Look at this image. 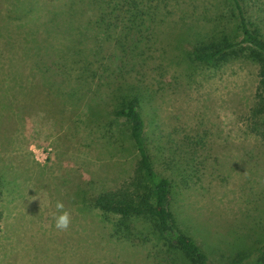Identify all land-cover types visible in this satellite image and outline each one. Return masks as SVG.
Instances as JSON below:
<instances>
[{"label":"rangeland","instance_id":"obj_1","mask_svg":"<svg viewBox=\"0 0 264 264\" xmlns=\"http://www.w3.org/2000/svg\"><path fill=\"white\" fill-rule=\"evenodd\" d=\"M115 1L107 16L93 0H73L80 20L66 29L68 17L51 11L69 0H0V264H155L154 241L139 255L141 246L111 238L110 223L78 194L79 184L88 196L129 175L136 150L112 109L135 94L155 169L169 173L167 148L190 151L191 159L176 157L174 166L191 163L186 179L175 171L170 178L186 210L183 228L203 249L198 224L215 235L231 222L264 220V141L246 128L256 65L234 60L214 68L189 56L210 37L239 38L232 1ZM247 2L264 34V0ZM29 29L64 46L48 54L65 59V80L47 54L37 58L49 79L33 87L27 64H7H20V53L32 56L33 43L22 44ZM61 211L69 213L66 230L54 227Z\"/></svg>","mask_w":264,"mask_h":264},{"label":"trees","instance_id":"obj_2","mask_svg":"<svg viewBox=\"0 0 264 264\" xmlns=\"http://www.w3.org/2000/svg\"><path fill=\"white\" fill-rule=\"evenodd\" d=\"M110 1L93 0L99 5V9L106 10L107 16L110 15ZM127 1L124 0L122 4ZM134 1L131 0L129 3L133 4ZM231 1L236 9L231 12L235 17V30L239 38L235 39L234 36L230 37L225 34L221 37H210L208 41H200L192 45L189 56L193 62L214 68L234 60L253 62L256 65L254 102L248 110L246 128L264 141V34L251 19V10L247 8L249 5L245 6L248 4L247 0ZM72 5L73 0H69V4L64 5L65 10L62 8L59 9V12L55 11L56 9L51 11L54 17L57 15L68 17L66 29L72 28L69 23H72L73 19L80 20L77 10H82L81 7H77V9ZM119 9L121 10V6ZM27 35L29 37L25 36L22 44L33 43V51L30 49L31 45L28 47V51L33 52L32 56L28 58L29 56L20 53L18 55H21L20 64L12 58L7 64L14 69L23 67L24 63L27 64L31 69V77L25 82L27 81L28 85L33 87L42 84L41 77L49 79L44 73V70L49 67L44 64L43 58H37L38 55L47 54V57L56 61L55 64L61 71L62 80H65V59H58L59 57L57 58L53 53L48 54L50 48L59 52L64 46L59 48L58 45L51 44V40L47 36L37 38L31 29ZM63 45L68 47V44ZM0 52L2 53V51ZM17 60L19 59L17 58ZM14 71L19 73L20 70ZM12 80V77L5 79L7 89L12 88L9 84ZM137 96L135 94L122 100L112 109L114 116L123 117L125 120L128 135L136 150L129 175L114 187L100 190L88 196H86V188L79 184L78 194L81 199L87 200L91 208L99 210L103 221L107 219L110 223L109 236L111 238L141 246L138 251L139 255L143 254L142 245L151 240L154 241V246L157 248L156 256H154L155 264H264V220L253 222L252 226L251 224L245 226L239 222H231V227L226 229L217 230L214 228L215 235H211L210 227L203 225L201 228L198 224L196 232L205 245V249L193 237L194 234L192 236L183 228V216L186 210L176 203L179 190L175 189L176 183L170 178V174L175 171L180 175L181 181L186 179L185 173L191 163L186 161V168L184 166L182 170L174 169V166L178 163L176 157L187 156L188 159H191L190 151L182 147L184 152L175 153V149L167 148V158H164L162 163L163 168L169 173L165 174L155 169L148 148L144 119L139 112ZM87 107H91L97 113L99 111L91 104H87ZM189 143H197V141ZM178 144L179 146H188V142L184 139H181ZM1 184L0 179V194ZM213 253L217 254V258L211 260L210 255Z\"/></svg>","mask_w":264,"mask_h":264},{"label":"clouds","instance_id":"obj_3","mask_svg":"<svg viewBox=\"0 0 264 264\" xmlns=\"http://www.w3.org/2000/svg\"><path fill=\"white\" fill-rule=\"evenodd\" d=\"M55 207L57 209H63V204L57 202ZM69 213L67 211H61L58 215L54 216V227L59 230H66L69 227Z\"/></svg>","mask_w":264,"mask_h":264}]
</instances>
